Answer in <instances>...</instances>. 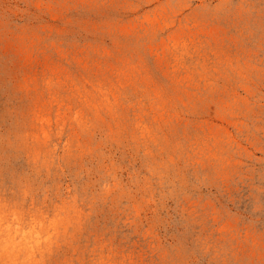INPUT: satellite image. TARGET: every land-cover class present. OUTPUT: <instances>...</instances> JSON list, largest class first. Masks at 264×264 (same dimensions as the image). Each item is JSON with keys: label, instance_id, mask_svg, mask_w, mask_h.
I'll list each match as a JSON object with an SVG mask.
<instances>
[{"label": "rangeland", "instance_id": "374dc122", "mask_svg": "<svg viewBox=\"0 0 264 264\" xmlns=\"http://www.w3.org/2000/svg\"><path fill=\"white\" fill-rule=\"evenodd\" d=\"M0 264H264V0H0Z\"/></svg>", "mask_w": 264, "mask_h": 264}]
</instances>
